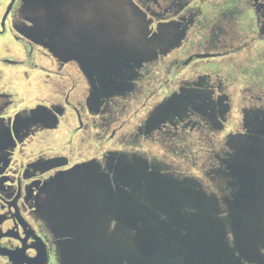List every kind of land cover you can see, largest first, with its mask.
<instances>
[{
	"label": "flooded vegetation",
	"instance_id": "obj_1",
	"mask_svg": "<svg viewBox=\"0 0 264 264\" xmlns=\"http://www.w3.org/2000/svg\"><path fill=\"white\" fill-rule=\"evenodd\" d=\"M98 1L0 0V264H264L257 226L242 242L229 232L214 254L192 224L198 191L220 215L250 193L235 149L251 135L262 152L251 210L264 202V0H218L210 25L187 17L215 0H119L136 17L126 44L143 45L160 23H171L167 44L179 42L169 52L152 41L148 56L118 48L104 69L93 61L105 34ZM223 11L244 15L243 34H222ZM187 89L202 93L153 117ZM75 177L100 190L66 204L58 188ZM153 181L173 185L174 199L152 200ZM161 203L175 217L160 210L150 238L134 213Z\"/></svg>",
	"mask_w": 264,
	"mask_h": 264
},
{
	"label": "rangeland",
	"instance_id": "obj_2",
	"mask_svg": "<svg viewBox=\"0 0 264 264\" xmlns=\"http://www.w3.org/2000/svg\"><path fill=\"white\" fill-rule=\"evenodd\" d=\"M231 1V0H230ZM233 3V2H232ZM96 7L93 10H91V14H96L100 15L101 19L103 21V24L105 26V34L101 38V50L100 53H97L95 56V60L93 59L94 63L96 64L97 67H100V69H104L109 66L111 63H116V58H118L121 54L118 53V50H121L122 48L127 49L129 53L135 52L148 56L153 52L155 42L152 41H157L159 44L161 43V46L166 45V49L171 51V49L175 48L178 46L179 38L178 37H173L170 39V43L167 44V40L171 37H168L170 35V32L172 31V26L171 23H160L159 27H156L155 32L150 36V38L145 36L140 39L144 40L143 45H139L135 47L136 43H127L126 44V39L127 37L125 35V31H128L127 25L130 26V24H135L136 23V17L133 15L132 10L126 9L119 0H100L95 3ZM217 4H221V1L215 0L213 3H206V5L202 8V11L200 13L195 14L194 16H188V19H192V23L194 24L196 20H198L201 24L206 25V22L208 25L212 24L213 20V11L216 10ZM238 4V0H237ZM86 6V4H85ZM241 8V7H239ZM112 9V13L110 10ZM223 14H220L219 16V22H215L216 25L219 26L220 30L223 32L222 34L225 33H241L243 34L244 29L246 28L247 24L249 25L248 20L244 18V15L240 13V15H232V12L228 13L226 11H223ZM90 14V15H91ZM88 13H84V16H88ZM134 18V19H132ZM91 20V18H90ZM89 19L85 21V23H92L93 21H90ZM111 29L112 31H117V33L114 34H107L108 30ZM188 31L192 30L191 28L187 29ZM247 30V29H246ZM182 37V36H181ZM150 39V41H149ZM149 41V42H148ZM164 41V42H163ZM163 42V44H162ZM185 44V41H184ZM164 45V46H165ZM107 47V48H106ZM119 48V49H118ZM118 49V50H117ZM163 49V47H162ZM114 50H117L114 52ZM184 50V46L182 47V51ZM168 52V51H167ZM93 56V58H94ZM123 56V55H122ZM87 57V55H85ZM167 59V57H166ZM243 62L242 65H240L242 68H244L247 64ZM222 74V73H220ZM246 86V85H245ZM193 90L187 89L186 91H183L181 94H175L172 93L162 104H160L154 111L153 117H161V118H170L175 116L174 113H178V109L181 108L184 110V105L187 102L194 101L196 94L202 93L201 91H194ZM187 92V93H184ZM188 96V97H185ZM195 95V96H194ZM194 96V97H193ZM172 97V98H171ZM167 110V111H165ZM165 112V114H164ZM249 142L245 145V148L243 149H235V158L238 162V158H241V162H238L241 164V170H245L246 173V179H245V184L248 186L246 191H249L250 193H247L246 196H242L239 194H235L233 197V207L231 211L228 212L226 215H220L219 211L216 209L217 203L216 199L214 197V204L212 205L213 209L210 210L207 207H211L209 203L206 201V198L204 195H200V191H198L197 197H198V210L197 213L192 215V220L194 225H197L198 231H201L204 234L203 229L207 231V237L211 236L212 230L210 229L211 226L210 223L214 221V218H220L223 223L226 225V230L229 229V225L231 222V215L232 213L236 212L237 214H240L238 212H242V210L250 209L254 206L256 203L255 196L253 194L254 189H252L254 186V179H256L255 175L258 172V169L255 170V164L260 161V156L261 155V148L260 146L258 147L255 145V137L252 135L249 137ZM263 148V146H262ZM264 149V148H263ZM236 162V163H237ZM262 168L263 163H261ZM254 175V176H253ZM257 180V179H256ZM154 183L151 182V187L147 188L146 187L141 188V191H144L143 189L149 190L148 191V196L152 200L155 198H159V196L163 195L164 192L165 194H169L170 199H174V187L169 186L167 183H164L161 181V187L160 190H158V187L160 186L157 181H153ZM69 184H66L65 187H59L58 190L63 193V198L60 200L63 201L64 203L68 204L70 199H73L74 195H86L89 199L91 198V195H94L95 192H98L100 190L98 182H95L92 178L86 179L85 177H75L69 180ZM240 183V182H239ZM168 185V186H167ZM141 187V185H140ZM252 187V188H251ZM198 189H204L201 186H198ZM243 189L240 184V188H237V190ZM104 190V187H102V191ZM244 190V189H243ZM88 193V194H87ZM162 197V196H161ZM242 197V198H241ZM70 198V199H69ZM78 198V197H77ZM154 202V201H153ZM90 204V203H89ZM157 205V204H156ZM158 209L156 208H149L147 209L150 213L144 212V211H137L135 210L134 216L136 217L137 220L141 221L142 223H147L146 225L149 228V235L148 237L150 238H159L160 236L158 235V225L157 222L160 220V210L164 211V215L166 218L168 216L170 217H175V215H169L166 211V208L163 207L162 203L161 205L158 204ZM250 220L252 219L253 222L248 225V220L247 221H241L242 223L240 224V229L237 231V237H231L234 238L235 240L239 241H245L246 239L252 238L253 234V225L257 226L255 228V233L259 230L260 233V239L259 243H263L264 241V202L259 205L258 210H252L250 212L249 216ZM242 220H244V217H242ZM82 220H80L81 222ZM121 221V219H119ZM79 223V221H76ZM165 222V221H163ZM176 222V221H174ZM140 232H144V229H142ZM229 232L228 231L225 235L223 240L229 239ZM119 237V236H118ZM119 238H125L124 235L120 236ZM237 238V239H236ZM256 241L254 239L253 241L247 240V242L250 244L251 247H245L246 254L250 256L251 254L253 255L252 251L253 250V243ZM258 243V246H259ZM254 252V250H253ZM251 255V256H252ZM202 260V259H201ZM201 264V263H199Z\"/></svg>",
	"mask_w": 264,
	"mask_h": 264
},
{
	"label": "water",
	"instance_id": "obj_3",
	"mask_svg": "<svg viewBox=\"0 0 264 264\" xmlns=\"http://www.w3.org/2000/svg\"><path fill=\"white\" fill-rule=\"evenodd\" d=\"M172 98V97H171ZM167 111V110H165ZM250 212L252 210L246 209L242 210V212H238L240 214H237L236 212L230 214L231 215V222L229 225V230H226V225L223 223V221L220 218H214V221L210 223L211 226V236H209V239H213V253L214 254H221V248L224 246L222 243L224 235L230 231L234 237H237V231L240 229V224L242 223L241 221H247L248 220V225L253 222V220L248 217ZM242 217H244V220H242ZM250 222V223H249ZM204 234L206 237V230L204 229ZM253 234H254V229H253ZM237 239V238H236ZM219 251V252H217Z\"/></svg>",
	"mask_w": 264,
	"mask_h": 264
}]
</instances>
